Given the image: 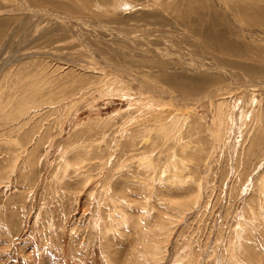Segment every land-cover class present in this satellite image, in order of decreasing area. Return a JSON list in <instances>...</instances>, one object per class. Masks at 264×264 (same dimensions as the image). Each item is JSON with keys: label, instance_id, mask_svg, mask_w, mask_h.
<instances>
[{"label": "rangeland", "instance_id": "rangeland-1", "mask_svg": "<svg viewBox=\"0 0 264 264\" xmlns=\"http://www.w3.org/2000/svg\"><path fill=\"white\" fill-rule=\"evenodd\" d=\"M113 1L0 0L39 12L0 16V264H264V89L184 108L161 90L194 99L225 83L149 60L199 40L264 78V42L223 0H129L116 13ZM249 1L235 4L264 32V6ZM61 16L76 28L60 30ZM112 28L140 36L144 59ZM88 49L135 62L152 93Z\"/></svg>", "mask_w": 264, "mask_h": 264}, {"label": "bare ground", "instance_id": "bare-ground-1", "mask_svg": "<svg viewBox=\"0 0 264 264\" xmlns=\"http://www.w3.org/2000/svg\"><path fill=\"white\" fill-rule=\"evenodd\" d=\"M154 1V5L155 6H161V4L164 2V0H153ZM171 1V0H170ZM233 3H232V2ZM244 1H246V0H244ZM218 2V1H217ZM235 2H236V0H223V6H221L220 4H218V6L219 7H221V9L222 10H225V11H227L228 13H230V9H231V12H232V15H234V18L233 19H235L237 22H239L238 24H239V26L241 27V29H242V31H243V33H244V35H246L248 38H250L251 40H256V39H259L261 42H264V37H261V35L264 33V32H262V31H260V30H256V28L257 27H255L256 26V24H253L252 22H249V23H252L251 25L249 24V25H246L245 24V21L246 20H244L243 18L245 17V19H246V16L248 15L246 12L248 11L247 9L248 8H244L243 6H239V5H236L235 4ZM250 3V7H253V6H256V4H258V5H260V4H262V6H264V0H250L249 1ZM25 3V2H24ZM161 3V4H160ZM131 4H134L133 2L132 3H130V1L129 0H114L112 3H110V7L112 8V9H110L111 11H114V13H116V12H118L119 10H123V9H127L128 7H131V8H133L134 7V5L132 6ZM246 4V3H245ZM163 5V4H162ZM231 5V6H230ZM246 5H248V4H246ZM22 7H20L21 9H22V11H21V9L19 8H13L12 7V9L10 8V7H7V6H5V7H3V6H0V16L1 15H6V14H23L22 12L23 11H26V10H24L23 8V4L21 5ZM135 6H136V4H135ZM228 6L230 7V9H228ZM102 7V6H101ZM147 7V6H146ZM171 7V6H170ZM227 7V8H226ZM248 7V6H247ZM106 8H107V10H109V7H107L106 6ZM224 8V9H223ZM260 8V7H259ZM99 9H100V6H99ZM98 9V10H99ZM169 9V8H168ZM173 9V8H172ZM264 9V8H263ZM30 10V9H29ZM241 10H245V12H242ZM34 11H36V10H34ZM49 11V10H48ZM102 11H104V10H102ZM106 11V10H105ZM170 11V10H169ZM168 11V12H169ZM27 12L28 11H26V14H27ZM30 12V11H29ZM28 12V14L29 15H31L30 13ZM46 13V12H45ZM12 14V15H13ZM15 14H14V16H15ZM33 14H35L34 16L36 17L38 14H39V12L37 11V12H33ZM32 14V15H33ZM47 14H53V13H48L47 12ZM25 15V14H24ZM31 15V16H32ZM41 15V14H40ZM54 15H56V14H54ZM54 15H51V16H54ZM58 15V14H57ZM56 15V16H57ZM34 17V18H35ZM66 17H68L67 15H66ZM66 17H63V16H61V17H56L58 20H55L56 22H57V25L59 26V27H61L60 28V30L62 29V28H66V29H69V31H70V29L72 30V28H76L75 26H74V23L73 22H66L65 23V21H66ZM257 17V16H256ZM62 18H65V21H63V22H60V24H59V20L60 19H62ZM68 19V18H67ZM70 19V18H69ZM251 19V18H250ZM76 20V19H75ZM244 20V21H243ZM82 21V20H81ZM80 21V22H81ZM225 21V20H224ZM223 21V22H224ZM248 21H250L249 19H248ZM264 21V20H263ZM80 22H78L77 21V24H76V26L77 25H79L80 24ZM83 22V21H82ZM262 22V21H261ZM64 23L66 24V25H64ZM79 23V24H78ZM85 23V22H84ZM83 24V23H82ZM55 25H56V23H55ZM97 25V24H96ZM228 25V24H227ZM255 25V26H254ZM74 26V27H73ZM81 26V25H80ZM246 26V27H245ZM104 27V26H103ZM229 27V26H228ZM52 28V27H51ZM50 28V29H51ZM105 28V27H104ZM107 28V27H106ZM105 28V31L106 30H108V29H106ZM111 28V27H110ZM16 29V28H15ZM103 29V28H102ZM113 29V28H112ZM115 29V28H114ZM113 29V30H114ZM122 29V28H121ZM47 30H48V28H47ZM52 30V29H51ZM50 30V31H51ZM84 29H81L80 27L78 28V30H77V32L78 33H82L83 34V32H84V34H86L85 33V31H83ZM97 30V29H96ZM95 30V31H96ZM39 31V30H38ZM74 31V30H73ZM73 31H71V32H73ZM87 31V30H86ZM98 31H100V30H97L96 32H98ZM104 31V32H105ZM110 31V30H109ZM126 31V30H125ZM125 31L124 32H122V31H119V29L118 30H116L115 29V31H113V33L112 34H116V39H117V41L119 40V42L121 41V42H126V43H129V45H130V47H133V48H135V49H139V51H140V53H138L137 55H134V56H136L137 58L139 57V59H144V56H145V54H144V51H146L145 50V46L143 45V43H142V41L140 40V36L138 37V35L137 36H135V35H132L131 36V34H129V32H127V33H125ZM46 32V31H45ZM44 32V33H45ZM76 32V31H75ZM74 32V33H75ZM40 33H43L42 32V30L40 31ZM60 33H62V32H60ZM78 33L77 34H75V35H77L76 37H78ZM95 33V32H94ZM94 33H90L91 34V36L94 34ZM38 34V33H37ZM50 34V33H49ZM53 34V33H52ZM67 34V33H66ZM106 34V33H105ZM135 34V33H134ZM80 35V34H79ZM86 35H88L89 36V32H88V34H86ZM186 35H189V34H186ZM34 36V35H33ZM37 36H39V35H37ZM46 36L48 37V32H47V34H46ZM45 35H43V36H41V37H46ZM51 36V35H50ZM81 36H84V35H81ZM90 36V38H92V39H94L95 40V38L94 37H91ZM104 36V35H103ZM103 36L101 37V36H98V37H101V39L99 38V39H97V40H99L98 42H100V43H97L99 46L100 45H104V47L105 46H108V44H106V43H104L105 42V40L103 39ZM111 36V35H110ZM183 36H184V34H183ZM190 36V35H189ZM262 36H264V35H262ZM40 37V38H41ZM96 37V36H95ZM98 37H96V38H98ZM178 37V36H177ZM39 38V37H38ZM37 37H36V40H34V42L35 41H37V40H39ZM44 38H42V39H44ZM49 38V37H48ZM82 38V37H81ZM90 38H87V39H90ZM106 38H107V36H106ZM178 38H181V37H178ZM184 38H186V37H184ZM188 38V37H187ZM186 38V39H187ZM114 39V38H113ZM188 40V39H187ZM191 40V38H189V41ZM170 41V40H169ZM175 41V40H174ZM173 41V42H174ZM84 42V41H83ZM91 42H93L92 40H91ZM95 43L94 44H96V40L94 41ZM180 42H182V41H180ZM183 42H185V41H183ZM196 42H197V44H194V45H196L195 47L193 46V45H187L190 49H191V47L193 46L194 47V52L193 51H190L189 50V48L188 49H186V51L188 50L189 52H186L185 51V49H184V46L183 47H181L180 46V48H178V49H175V48H172V47H169V48H167V49H164L165 47H167V46H165V47H163V49L162 48H152V52H154L156 55H154V56H152V57H149L150 59L149 60H153V59H157V60H160V59H162V60H160V62L161 61H165V62H169V61H173V63L175 62V64H176V62L177 63H179V64H181V66H182V64H183V69L182 70H188V71H193V72H200V73H203V74H205V75H212V76H216V77H218V79L221 81H223L225 84H223V86H220L221 88H218V87H210V89L208 90V91H204V93L202 94V97H197V98H191V97H194V96H192L193 94H191V95H188V93H186L185 95H177V96H174V95H170V93H166V92H163V91H165V90H161V96H159V98H166V100H169V101H175V104H177L178 106H183L184 108H185V106L187 107V108H189V107H191V108H194L195 106H201L202 104H204V103H206V102H210V100H212L214 97H217V96H220L223 92L225 93V91H228L227 89H229V90H235V89H240V90H242L243 88L246 90L245 92H249L248 90H249V88L251 87V89L252 88H254V89H264V78H261V77H258V78H254L253 76H251V75H249L248 73H247V71H244V66H245V64H246V61L245 62H240L238 59H234V58H231V59H225V60H223V61H221L222 59H224V57H222V55L221 56H219V55H216L215 53L213 54L212 52H210L209 50H207V48H206V46L205 45H203V43L202 42H200L199 40L197 41L196 40ZM10 43V42H9ZM26 43V42H25ZM25 43H22L21 44V47L22 46H25ZM32 43V42H31ZM85 43L87 44V42H84L83 44L85 45ZM186 43V42H185ZM184 43V44H185ZM188 43V42H187ZM186 43V44H187ZM92 45H94L93 43H91ZM145 44H147V43H145ZM164 44V43H163ZM174 45H175V43H173ZM183 44V43H182ZM185 44V45H186ZM4 45H5V42H4ZM8 45V44H7ZM159 46H160V44H158ZM167 45H172V44H167ZM177 45V44H176ZM26 46H27V44H26ZM147 46H149V45H147ZM158 46V47H159ZM88 47H89V45H88ZM91 47V46H90ZM89 47V48H90ZM150 47V46H149ZM175 47H177V46H175ZM25 48V47H24ZM23 48V49H24ZM26 48H28V47H26ZM87 48V47H86ZM93 48V47H92ZM186 48V47H185ZM9 49V48H8ZM21 50V49H20ZM97 49H95V51L92 49V50H90V49H88V51H94V52H97L96 54H98V56L100 55L103 59H101V57H100V60H102V63H104V67H105V65L107 66V67H109V68H114V70L119 74V75H121V76H124L125 77V79H126V81H131V82H134V83H137L139 86H140V88H142V89H145L147 86H150V84H147L146 85V83H145V81H143L142 80V76H140L139 75V70L138 71H136V67H137V64H135V62H122L123 64H122V66H117V65H113V61H112V59H108V58H106V56H105V51L107 50L109 53H110V55L112 54V53H114L115 51H116V47H114V46H111L109 49H107L106 48V50L104 51H96ZM100 50V49H99ZM6 51V50H5ZM5 51H4V53H5ZM18 51H19V49H18ZM24 51V50H23ZM106 51V52H107ZM147 52V54H148V51H146ZM123 53V55L124 56H129V55H131V53H129V51H123L122 52ZM154 53H152V54H154ZM90 54V53H89ZM95 54V53H94ZM129 54V55H128ZM149 54H150V52H149ZM19 56H22V55H19ZM27 56V55H26ZM32 55H30V56H27V57H25V58H30ZM226 57V56H225ZM21 58V57H20ZM24 58V57H23ZM62 59V58H61ZM17 60H19L18 58H17ZM17 60H14L13 62H17ZM153 62V61H152ZM164 62V63H165ZM169 63H171V62H169ZM250 65H251V63H250ZM249 65V66H250ZM178 66V65H177ZM174 69V68H173ZM177 69V68H176ZM252 69V68H251ZM161 70V69H160ZM141 71V70H140ZM159 71V70H158ZM162 71H163V68H162ZM252 71H253V69H252ZM134 72H137L138 73V75H136V74H134ZM164 72V71H163ZM149 73H151V72H149ZM148 73V74H149ZM199 74V73H198ZM251 74V73H250ZM157 75V74H156ZM120 76V77H121ZM145 76V75H144ZM122 79V78H121ZM153 79V78H152ZM123 80H124V78H123ZM125 81V80H124ZM130 83V82H129ZM156 86V85H155ZM237 87V88H236ZM260 87V88H259ZM153 88H155V87H153ZM149 89L151 90V86L149 87ZM156 89V88H155ZM250 89V90H251ZM253 89V90H254ZM159 90V89H158ZM239 91V90H238ZM151 93H152V90L150 91ZM191 92V91H190ZM199 92H201V89H199V91L197 92V94L199 93ZM185 93V92H184ZM190 94V93H189ZM246 94V93H245ZM157 95V94H156ZM194 95H196V94H194ZM155 96V95H154ZM158 96V95H157ZM224 99V98H223ZM172 103H174V102H172ZM255 103V102H254ZM182 104V105H181ZM29 106H30V103H29ZM182 107V108H183ZM32 109V108H31ZM190 112V111H189ZM234 112V111H233ZM186 114H188V113H186ZM244 114V113H243ZM187 116V115H186ZM181 120V119H180ZM178 121V119H176V122ZM176 122H174L175 124H176V126L177 127H179L178 125H179V121L176 123ZM156 123V122H155ZM154 124V123H153ZM168 125H170L171 126V124L169 123ZM162 126H163V124H162ZM180 126H181V122H180ZM173 127H174V125H173ZM148 128H150V127H148ZM156 128V127H155ZM180 128V127H179ZM151 129V128H150ZM166 131V130H165ZM179 131V130H178ZM259 131V130H258ZM157 132L158 133H160L161 134V131H160V129L159 128H157ZM163 132V131H162ZM172 133V132H171ZM260 134V133H259ZM250 135H251V133H250ZM254 135V134H253ZM257 136V135H256ZM253 137V136H252ZM264 186V185H263ZM261 187H262V185H261Z\"/></svg>", "mask_w": 264, "mask_h": 264}]
</instances>
